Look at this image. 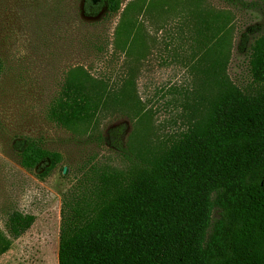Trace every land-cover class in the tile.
<instances>
[{
	"label": "rangeland",
	"instance_id": "obj_1",
	"mask_svg": "<svg viewBox=\"0 0 264 264\" xmlns=\"http://www.w3.org/2000/svg\"><path fill=\"white\" fill-rule=\"evenodd\" d=\"M120 2L117 13L92 18L84 0H0V227L6 230L14 210L36 217L0 264H58L68 189L91 167L140 163L192 123L215 58L203 57L214 38L197 35L195 16L228 24V75L248 94L257 92L249 50L264 32V0ZM78 69L102 82L104 106L93 122L68 129L49 113ZM116 128L123 129L120 148L111 144ZM24 138L62 154L46 179L20 164L13 144Z\"/></svg>",
	"mask_w": 264,
	"mask_h": 264
},
{
	"label": "trees",
	"instance_id": "obj_2",
	"mask_svg": "<svg viewBox=\"0 0 264 264\" xmlns=\"http://www.w3.org/2000/svg\"><path fill=\"white\" fill-rule=\"evenodd\" d=\"M120 6V0H84L83 12L96 18ZM194 19L198 36L214 38L203 57L215 56L204 71L195 118L140 163L91 167L68 189L58 264H264V32L250 43L257 92L248 94L227 72L228 24L222 17L218 27L206 15ZM2 69L0 59V75ZM82 80L91 81V89ZM103 90L101 81L78 69L50 119L68 129L93 122L104 106ZM122 132L111 130V144L120 148ZM13 149L41 180L63 161L32 138L15 141ZM35 221L33 214L12 211L6 230L0 227V256Z\"/></svg>",
	"mask_w": 264,
	"mask_h": 264
}]
</instances>
